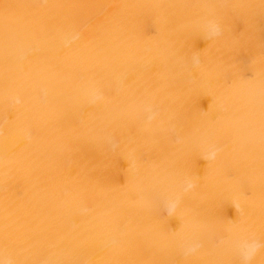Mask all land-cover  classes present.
<instances>
[{
  "label": "bare ground",
  "instance_id": "bare-ground-1",
  "mask_svg": "<svg viewBox=\"0 0 264 264\" xmlns=\"http://www.w3.org/2000/svg\"><path fill=\"white\" fill-rule=\"evenodd\" d=\"M0 264H264V0H0Z\"/></svg>",
  "mask_w": 264,
  "mask_h": 264
}]
</instances>
